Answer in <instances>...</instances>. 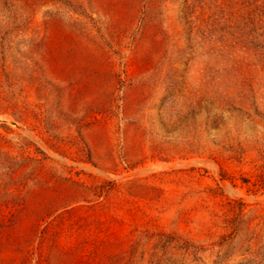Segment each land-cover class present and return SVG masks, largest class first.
Instances as JSON below:
<instances>
[{"label":"rangeland","instance_id":"obj_1","mask_svg":"<svg viewBox=\"0 0 264 264\" xmlns=\"http://www.w3.org/2000/svg\"><path fill=\"white\" fill-rule=\"evenodd\" d=\"M0 264H264V0H0Z\"/></svg>","mask_w":264,"mask_h":264}]
</instances>
